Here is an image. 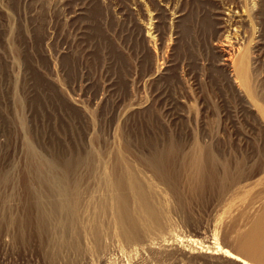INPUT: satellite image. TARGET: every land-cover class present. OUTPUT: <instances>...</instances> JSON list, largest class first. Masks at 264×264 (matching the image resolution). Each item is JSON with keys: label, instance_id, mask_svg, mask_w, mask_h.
Listing matches in <instances>:
<instances>
[{"label": "rangeland", "instance_id": "374dc122", "mask_svg": "<svg viewBox=\"0 0 264 264\" xmlns=\"http://www.w3.org/2000/svg\"><path fill=\"white\" fill-rule=\"evenodd\" d=\"M263 216L264 0H0V264H264Z\"/></svg>", "mask_w": 264, "mask_h": 264}, {"label": "bare ground", "instance_id": "6f19581e", "mask_svg": "<svg viewBox=\"0 0 264 264\" xmlns=\"http://www.w3.org/2000/svg\"><path fill=\"white\" fill-rule=\"evenodd\" d=\"M120 190V193L118 197L115 199L116 201V206L118 207L117 213L119 217H123V210L122 207L127 204L125 201V197L122 194L121 187L122 185L119 183L117 186ZM252 226L250 227L249 230H247V240L251 241V244L254 247H258V240L264 235V216L261 217L258 221H254V223L251 224ZM229 256L233 258L234 260L236 259L237 261L243 263V264H251L250 262H247V260L241 258L240 256L232 253L229 251Z\"/></svg>", "mask_w": 264, "mask_h": 264}]
</instances>
